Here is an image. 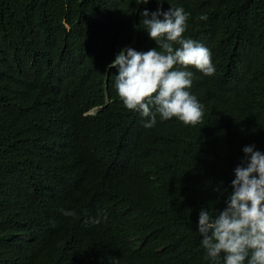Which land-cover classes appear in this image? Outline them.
Masks as SVG:
<instances>
[{
	"label": "trees",
	"instance_id": "obj_1",
	"mask_svg": "<svg viewBox=\"0 0 264 264\" xmlns=\"http://www.w3.org/2000/svg\"><path fill=\"white\" fill-rule=\"evenodd\" d=\"M170 7L216 71L189 69L201 124L146 128L108 65L155 48L141 12ZM249 145L264 153V0H0V264H212L199 213L225 207Z\"/></svg>",
	"mask_w": 264,
	"mask_h": 264
},
{
	"label": "clouds",
	"instance_id": "obj_2",
	"mask_svg": "<svg viewBox=\"0 0 264 264\" xmlns=\"http://www.w3.org/2000/svg\"><path fill=\"white\" fill-rule=\"evenodd\" d=\"M189 15L182 7L158 8L151 14L145 9L142 23L156 47L146 52L126 47L108 65L117 69L114 86L123 105L149 118L146 128L155 126L157 115L164 121L176 118L188 126L203 122L204 106L189 91L193 81L189 69L212 76L216 68L210 49L184 36ZM243 153L225 207L199 213L201 247L212 264H264V153L255 150V145L245 146Z\"/></svg>",
	"mask_w": 264,
	"mask_h": 264
},
{
	"label": "rangeland",
	"instance_id": "obj_3",
	"mask_svg": "<svg viewBox=\"0 0 264 264\" xmlns=\"http://www.w3.org/2000/svg\"><path fill=\"white\" fill-rule=\"evenodd\" d=\"M93 112H94V111H93ZM93 112H92V113H93Z\"/></svg>",
	"mask_w": 264,
	"mask_h": 264
}]
</instances>
